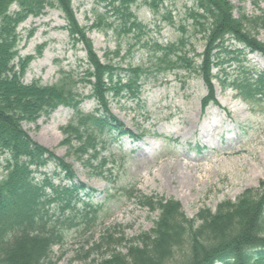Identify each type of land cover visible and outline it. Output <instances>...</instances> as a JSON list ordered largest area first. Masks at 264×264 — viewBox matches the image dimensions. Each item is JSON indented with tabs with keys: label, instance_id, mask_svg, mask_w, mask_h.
Returning a JSON list of instances; mask_svg holds the SVG:
<instances>
[{
	"label": "rangeland",
	"instance_id": "1",
	"mask_svg": "<svg viewBox=\"0 0 264 264\" xmlns=\"http://www.w3.org/2000/svg\"><path fill=\"white\" fill-rule=\"evenodd\" d=\"M231 2L237 17L240 13L253 17L264 12V0ZM111 3L112 0H73V8L81 27L89 29L100 23L98 29H89L88 34L102 61L111 59L123 69L142 65L149 71L142 80V94L137 100L129 95L109 96L111 113L131 134L119 135L107 129L111 134H106V138L98 135L99 154L93 159L91 150L85 154L77 151L81 143L78 137L72 136L71 145L65 141L63 129L75 122L72 109L61 106L36 122L23 123L33 140L71 165L76 183L96 189V199H105L101 220L93 232L67 231L64 244L52 249L51 264H96L101 252L92 251L89 257L83 254L90 251L93 242L108 228L122 231L128 242L151 230L158 212L140 204L142 195L177 200L185 214L193 218L201 208L215 211L221 202L235 201L245 190L257 189L264 182V101L251 108L234 90L224 89L215 81L219 105L211 102L205 108L202 101L208 90L198 72L183 69L157 72L164 52L155 43L168 46L181 38L187 44L184 50H191L189 56L199 65L205 41L189 16L194 1L164 0L160 11L153 13L144 0H136L131 11L146 27L130 32L126 30L130 22L125 27L122 14L114 11L118 2ZM110 23L112 27L107 26ZM254 27L251 22L247 29L264 43V27L257 30ZM18 32L20 56H35L25 74L26 83L39 80L42 84H55L71 71L76 79L84 77L85 49L70 36L67 19L60 10L48 7L43 15L31 16L21 23ZM244 49L250 69L264 70V55ZM231 71L237 74L236 65ZM77 89L86 96L82 111L89 113L99 107L95 98L87 97L91 90L89 83L77 82ZM4 158L0 155V178ZM42 171L66 175L56 161ZM133 188L134 198L129 199L127 191ZM107 213L109 218H105Z\"/></svg>",
	"mask_w": 264,
	"mask_h": 264
},
{
	"label": "trees",
	"instance_id": "2",
	"mask_svg": "<svg viewBox=\"0 0 264 264\" xmlns=\"http://www.w3.org/2000/svg\"><path fill=\"white\" fill-rule=\"evenodd\" d=\"M135 1L111 3L118 2L114 11L122 14L125 27L130 22L129 28L126 27L129 32L146 27L131 11ZM193 1L189 16L205 41L199 65L189 56L191 50H184L187 44L181 38L167 47L155 43L164 52L157 72L175 68L198 72L208 89L203 106L216 102L215 80L223 88L236 91L237 97L250 105L264 100V71L250 69L244 49L230 42L264 55V43L247 29L251 22L256 30L264 27V12L260 16L240 13L236 17L230 0ZM72 2L0 0V155L5 156L2 163L5 172L0 179V264H51L52 249L64 243L66 231L76 228L90 232L99 221L101 204L91 200V191L85 193L84 199L80 196L84 192L82 186L63 184L61 178L56 184L53 177L60 176L59 173L50 176L40 171L56 161L66 172V179L74 178L71 165L33 140L23 123L36 122L59 105L71 107L75 122L63 129L65 141L71 145L72 136L78 137L81 143L77 151L85 154L91 150L90 157L97 159L98 135L103 136L107 129L127 133L110 111L109 96L129 95L137 100L142 80L149 72L142 65L123 69L111 59L102 61L88 37L89 29H98L100 23L89 29L81 27ZM163 2L144 0L153 13L160 11ZM12 4L16 5L14 10L10 9ZM48 6L64 13L70 36L83 44L88 67L81 79H76L71 71L55 84L44 85L39 80L26 84L23 79L34 56L19 57L21 38L17 28L29 16L43 14ZM233 65L238 70L236 75L231 71ZM77 82L91 85L89 97L100 104L99 115L98 111L85 113L79 108L84 98L77 92ZM140 200L150 211L159 213L154 228L129 242L124 234L106 230L83 255L101 252L96 264H264V182L257 189L245 190L236 201L221 202L215 211L200 209L194 218L187 217L175 200L156 195H143Z\"/></svg>",
	"mask_w": 264,
	"mask_h": 264
}]
</instances>
